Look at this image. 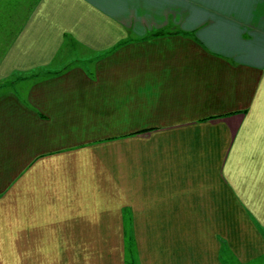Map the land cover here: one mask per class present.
<instances>
[{
  "label": "crops",
  "instance_id": "0c3cea01",
  "mask_svg": "<svg viewBox=\"0 0 264 264\" xmlns=\"http://www.w3.org/2000/svg\"><path fill=\"white\" fill-rule=\"evenodd\" d=\"M7 1L0 264H264V0Z\"/></svg>",
  "mask_w": 264,
  "mask_h": 264
},
{
  "label": "rangeland",
  "instance_id": "374dc122",
  "mask_svg": "<svg viewBox=\"0 0 264 264\" xmlns=\"http://www.w3.org/2000/svg\"><path fill=\"white\" fill-rule=\"evenodd\" d=\"M1 3V2H0ZM11 4V5H10ZM15 4H16V6H14L13 5V1L12 0H9V1H7V4H6V6H11V8H10V10H14L15 8L16 9H18V4H21L22 5V3L20 2V1H18V0H15ZM26 4V3H25ZM1 5V4H0ZM17 21V20H16ZM3 27H4V19H0V43L2 42V40H3V37H2V32L4 31L3 30ZM14 27H12L11 26V29H13ZM1 46H3V44H0V48H2ZM18 83V82H17ZM17 83H15V84H17ZM9 84L11 85V86H9ZM14 85L13 84H11V82H0V92L2 91V89H8V88H10V87H12V88H14L13 87ZM19 88V86H17V87H15L14 89L15 90H17ZM128 247H129V249H131V250H134V247H133V245L131 244V243H128ZM234 263V262H233ZM234 264H236V263H234Z\"/></svg>",
  "mask_w": 264,
  "mask_h": 264
}]
</instances>
